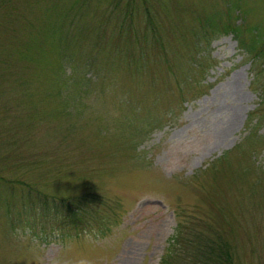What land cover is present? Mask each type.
<instances>
[{"label":"rangeland","instance_id":"rangeland-1","mask_svg":"<svg viewBox=\"0 0 264 264\" xmlns=\"http://www.w3.org/2000/svg\"><path fill=\"white\" fill-rule=\"evenodd\" d=\"M261 29L264 0H0V264H264Z\"/></svg>","mask_w":264,"mask_h":264},{"label":"trees","instance_id":"trees-1","mask_svg":"<svg viewBox=\"0 0 264 264\" xmlns=\"http://www.w3.org/2000/svg\"><path fill=\"white\" fill-rule=\"evenodd\" d=\"M222 28L225 30H233L238 35H241L243 32L239 25L235 26L234 24L232 25V27L229 25H225ZM258 32L259 33L252 34L250 37V47L254 48L257 51L255 55H257V53H262L264 50V31L261 29ZM77 199V207H79L80 209H68L66 217L69 222L68 224H70L74 228L82 225V222L85 221V219L83 218H85L88 212L92 209V201L88 196L82 197V200H80V198ZM81 203L84 204V207L81 206ZM198 239L199 240L197 243L199 244L197 245L196 243V245L200 247L197 248L196 246L195 251H197V254H199L198 251L202 253V260H200L201 257L199 258V262H201V264H231V253L230 249L228 248L229 246L227 242L217 240L219 242L215 243V241L213 240L205 239L204 236L199 237ZM165 261L166 263L168 262V264H181V262L172 263L171 261H168V259H166ZM165 261H163L162 264H166ZM195 264H198V262Z\"/></svg>","mask_w":264,"mask_h":264},{"label":"bare ground","instance_id":"bare-ground-1","mask_svg":"<svg viewBox=\"0 0 264 264\" xmlns=\"http://www.w3.org/2000/svg\"><path fill=\"white\" fill-rule=\"evenodd\" d=\"M238 80H239L238 76L236 75V76L232 77V79L229 80V83L232 84L234 87H236L238 84Z\"/></svg>","mask_w":264,"mask_h":264}]
</instances>
